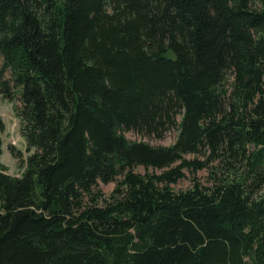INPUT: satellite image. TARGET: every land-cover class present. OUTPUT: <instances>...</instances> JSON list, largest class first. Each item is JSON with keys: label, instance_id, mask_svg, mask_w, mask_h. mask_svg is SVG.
Wrapping results in <instances>:
<instances>
[{"label": "trees", "instance_id": "trees-1", "mask_svg": "<svg viewBox=\"0 0 264 264\" xmlns=\"http://www.w3.org/2000/svg\"><path fill=\"white\" fill-rule=\"evenodd\" d=\"M0 96V264H264V0H0Z\"/></svg>", "mask_w": 264, "mask_h": 264}, {"label": "rangeland", "instance_id": "rangeland-1", "mask_svg": "<svg viewBox=\"0 0 264 264\" xmlns=\"http://www.w3.org/2000/svg\"><path fill=\"white\" fill-rule=\"evenodd\" d=\"M13 102L5 101L1 98L0 96V118L4 121L5 123V128L4 131L1 133V139H2V153L0 160L3 164L7 166V171L8 173L12 175L19 176L21 172L23 171V168H20L17 166V161L16 159L10 154L9 148L10 146L15 147L16 150H20L21 153L23 154V157L26 158L29 153L26 152L25 150V140H23V136L21 135V125L20 121L18 119L14 107ZM176 130L172 129L170 131H167L164 135V137L157 139L152 137H147V136H142L140 133L134 132V131H127L126 136L129 139H143L146 141H149L152 144H157L159 145H169L171 144L175 137H176ZM201 174V173H200ZM188 179L185 180H180L177 183H174L173 186L176 188H185L188 187L190 184ZM114 183L105 184L102 185V189L106 192L109 193L110 190L113 188Z\"/></svg>", "mask_w": 264, "mask_h": 264}]
</instances>
